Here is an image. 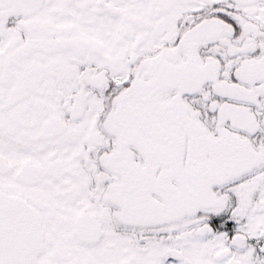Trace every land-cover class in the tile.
<instances>
[{
    "label": "snow or ice",
    "instance_id": "snow-or-ice-1",
    "mask_svg": "<svg viewBox=\"0 0 264 264\" xmlns=\"http://www.w3.org/2000/svg\"><path fill=\"white\" fill-rule=\"evenodd\" d=\"M0 264H264V0H0Z\"/></svg>",
    "mask_w": 264,
    "mask_h": 264
}]
</instances>
